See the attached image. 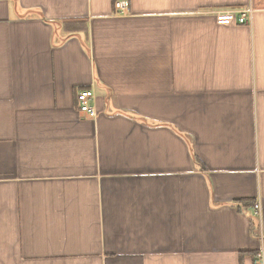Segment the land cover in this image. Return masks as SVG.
I'll return each instance as SVG.
<instances>
[{
    "label": "crops",
    "instance_id": "crops-1",
    "mask_svg": "<svg viewBox=\"0 0 264 264\" xmlns=\"http://www.w3.org/2000/svg\"><path fill=\"white\" fill-rule=\"evenodd\" d=\"M115 1L0 0V264H254L264 0Z\"/></svg>",
    "mask_w": 264,
    "mask_h": 264
},
{
    "label": "built area",
    "instance_id": "built-area-1",
    "mask_svg": "<svg viewBox=\"0 0 264 264\" xmlns=\"http://www.w3.org/2000/svg\"><path fill=\"white\" fill-rule=\"evenodd\" d=\"M114 8L118 12H123L126 9V4L122 0L114 2ZM251 19V11L249 9H241L238 11L234 10H221L215 12V22L218 25H228L233 22L238 24H248ZM93 92L91 90L85 89L76 92L75 101L78 110L89 117H95L96 111L94 106L91 104L93 100ZM254 215H259L260 206L259 203L255 202L253 204ZM254 264H264L263 252H258L254 259Z\"/></svg>",
    "mask_w": 264,
    "mask_h": 264
}]
</instances>
